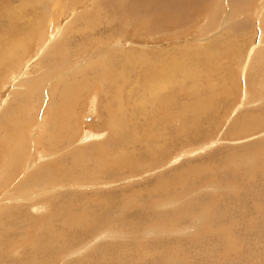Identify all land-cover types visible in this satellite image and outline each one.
<instances>
[{"label": "rangeland", "instance_id": "1", "mask_svg": "<svg viewBox=\"0 0 264 264\" xmlns=\"http://www.w3.org/2000/svg\"><path fill=\"white\" fill-rule=\"evenodd\" d=\"M20 1L21 0H0V12L1 11L5 12L10 7L12 9L18 8L20 5ZM34 1H32V2H34ZM71 1L72 0H67L68 3L66 1L65 2L63 1L62 2V3H64L63 5L66 4L64 6L66 10L64 9V11L61 13L60 16L56 15V16H58L56 22H58V24H63L64 26H62V27L66 28V30L64 31V33H65L64 36L66 38L63 36V38H62L63 40L59 41L58 43H57V41H52L53 45H54V43H57V44H55L56 46H54L52 49H50L47 52L46 57L51 53V51H54V50L57 53V55H54L51 59H49L50 60L49 62L47 60H44V64H43V63H41V60H40L42 57L34 58L35 54H36V46H35L36 42L33 40H30L31 38H33L32 33H30V32H29L30 34L28 33V35H30V36L24 35V36L20 37V39L22 38V39H27V40L29 37V43H30V41H31V43L29 45L27 43L25 44L26 48H28L27 54H25L24 56H20L19 60L22 59L21 62L23 60L26 61V59L29 57V59L27 61V65H29L31 63L29 69L31 68L32 65H36V67L34 68L35 71L33 70V68H32V70H29L28 73H30V74H29L28 78L25 80L19 81V83H22V85H23L22 87L25 86L26 88L28 86H32V87H29L30 90L32 88V90H31V93H33L32 95H29V94H31L29 89L23 90L22 91L23 93L21 92L22 95H18L15 92L16 91L15 88L17 86L16 85L14 86V84L11 80H8V82L6 81L7 78H5V77L7 76L9 71L10 72L14 71L13 67L15 66V63H13V62H12L13 64L10 62L6 63V61H5L6 59H4L5 65H3V67H1V69H0V85H1L0 86V107L2 106V101H3L2 98L7 99L6 97H10L11 95L14 94L15 98L17 100L16 102L11 103L10 107H4L3 106L0 109V120L5 118L6 114L9 113L10 110H13V111L16 110V113L18 114V115L16 114V116H15L18 118V119H16L17 124L15 126L17 129H14L16 131V133H14V135L17 136V138L13 135V139H12L15 141V143H13V141H11V139H9V138L6 139V140L10 141L7 143V145H8L7 147L9 148V145H10V148H9L10 151L9 152H11V158L7 159V157H6L5 161L3 162L4 156H3V154H0V159H2L1 164L3 165L0 169V184H2V183L7 184L6 179H10V182L5 187L6 189L4 188L5 192L4 191L0 192V209H1L0 210V223L3 225L5 223L8 224L9 223L8 218L9 219L11 218L9 216L7 217V215H5L3 213L4 212L3 210L5 209V207L11 208V209L19 208V209L24 210V212L21 211V214H20L21 220L18 219L17 225L14 226L15 228L12 227V230H9V231L6 228L5 229L1 228V230H3V231L0 230L1 231L0 235L3 237L2 241H1V246H0V253H1L0 254V264H29L30 261L32 263V261H35V260H37V262H39V263L35 262L36 264H100V262H103V260L104 261L113 260L116 257V253L121 251L119 249H121L122 247H126L128 249L133 248L132 251H130L131 256L129 255L126 258L128 260H125L126 263L124 262L123 264H128L130 262H131V264H158L161 261L163 262V260L165 261V259H166L165 256H167V258H168V256L172 257V255H170V253H171L170 248H169V250H167L168 248H166V247H170L171 241H174V240H175L174 244H175L176 248L177 249L179 248L180 250L183 249V250H181V253H180L181 264H185L184 263L185 258H187V260H188L186 264H192V258L197 259V258L201 257L202 252H204V253L207 252V251H205L206 245H204V243L208 244V241L210 240L212 242V244H216L218 241L217 239H219V238H220L219 242L220 241L222 242V240H225V241H223L224 242L223 245L219 243L220 253H222V255H224L226 253L230 254L229 255L230 260L229 259H227V261L225 260L223 262V264H229V263L233 262L234 259H235V264H248V261H250V260L252 261V262L250 261L252 264H264V262H263L264 261V256H263L264 255V253H263L264 252V250H263L264 249V243H260V242H264V239H263L264 238V236H263L264 232L262 234V231H264V218H263L264 216H261V214L264 215V168H263L264 167V164H263L264 158H262V157H264V136H262V135H264V120H263L264 119V110H263L264 109V100H263L262 106H261L262 103L254 105L252 107L248 106L250 103L257 102L258 96H261L262 94H264V89H263L264 88V58H263L264 57V46H263L264 45V27L261 26V23H264V14L260 15L261 12L264 11V0H212L213 3L214 2H216V3L213 4L211 2L212 3L211 4L210 2H208L207 5H205L206 7H204V10L202 12L200 11L201 10V8H200L198 10V12L196 13V15L191 14L188 17L189 19L178 24V26H177L178 29L175 27V24H173L171 27V28L174 27V29L169 28L168 30H166L164 32H162L161 29L160 30L153 29L154 32H155V30H156V32L157 31L159 32V33L155 34V35H157V37H154V38L151 37L152 34L150 35V33L146 34L145 32H140L138 40L135 39L138 36V35H136L135 32L128 33L127 37L129 36L128 38L135 39V40H131V42L128 41L129 45L125 46L124 48H122L123 45H122V47H120V45H121V43H124L125 41L120 42L119 46H114L112 43H110V42L116 41V39L118 38V35H119V33H117V32H119L120 28H115V24L117 22L114 21V19L112 17H111V19L109 18L110 21L108 20L107 22L100 19L99 16L103 15L102 9L104 8L101 5L104 3L100 4V8L97 5L96 6H94L93 4L90 5L91 10H89V12H94V15H96V16H94L92 14H87L84 12L83 4H81L77 7L75 6L76 9L74 10L73 7L71 6ZM98 1L99 0H97V2ZM112 2H113V4H115L116 2H117L116 4H118L119 0H114ZM72 4H74L73 1H72ZM180 4L182 5L181 8H179L181 6ZM180 4L179 3L174 4L175 7L180 10V11L179 10L176 11V14L178 16L180 13L184 12L185 9H187V10L189 9V6L182 3V1ZM216 4H218L217 5L218 7L215 8ZM16 5H18V6H16ZM22 9H24V8H22ZM181 9H183V10H181ZM260 9H262L263 11ZM190 10H191V12H194L191 8H190ZM205 10H207V11H205ZM216 12H217V14H216ZM50 13L51 12H49V15H50ZM72 14H73V16H72ZM176 14H174V16L171 15V20L173 18L177 17ZM200 15H201V17H200ZM229 17H231V19ZM257 17L259 19H261L260 22L258 21ZM227 18H229V19H227ZM86 19H87V21H86ZM205 19H207V20H205ZM142 20H143V23L148 24V22H147L148 21V15L145 16ZM21 21L24 22L25 19H23ZM85 21L87 23H85ZM2 22H6V20H3ZM195 22H196V25H195ZM250 23H252V24H250ZM3 24H5V23H3ZM20 24H22V23H20ZM236 24L240 28H243V29L245 28L244 29L245 31L241 30L237 33V31L234 28V25H236ZM248 24H250V25H248ZM8 25H4L5 28H9ZM187 26L189 28H186ZM80 27H82V28H80ZM78 28H79V30H78ZM174 30H176V31H174ZM47 31H48V29H47ZM0 32L5 37L9 38V36L6 35V33H4L3 31H0ZM48 33H49V31L47 32V43L44 44V47L51 44V40L49 39ZM53 33H55V32H53ZM53 33H49V34H53ZM120 33L122 34V30H120ZM225 34H226L227 38H225ZM31 35H32V37H31ZM134 35H136V36H134ZM242 35H243V37H241ZM132 36H133V38H132ZM222 37H224V38L222 39ZM67 38L69 39V41H65V40H68ZM204 38H206L207 40L202 41V39H204ZM258 38H259V40H258ZM245 39H247V40H245ZM17 40H19V39H17ZM250 40H251V43H250ZM121 41H123V40H121ZM243 41H245V42H243ZM66 43H68V44H66ZM84 43L87 47H89L91 49L86 53V57H83V60L87 58L88 54L92 53V55H93L92 59H94L95 62H94V64L89 65L88 62H91L92 59L88 58V61L85 63V66H84V65H80L82 63V61H80V63H79L80 68H78V66H77L78 69H76V71L74 73H71V72L69 73L68 71H71L72 69L74 70L75 65H74L73 59L79 58L77 56L80 54L79 50L82 49ZM261 43L263 44L262 46L259 45ZM134 45H138L139 47L134 46ZM214 45H216L218 49H216ZM79 46H81V47L79 48ZM199 46H204V48L199 47ZM210 46H214V48L212 49V47H210ZM255 46H257V47H255ZM7 47L8 48H6L5 50L0 49V53H5V51H7L9 49V45ZM74 47L78 48V49L75 48L77 53L75 51H72V50H74ZM98 47H100V48H98ZM208 47H210V48H208ZM70 48H71V51L69 50ZM95 50H97V51H95ZM135 50L143 51L144 53L146 52L147 54H150V53L151 54H158V56L161 54L164 57H167L169 59H171L172 56H178L179 57V55L181 54L180 51H184V50H185L184 52L187 55L195 56L194 53H192V52H195V50L196 51L200 50L198 53L202 52V53H204L203 55H205V56L209 55L207 58L208 60H210L209 62L204 61V59H200V61L197 62L196 66L191 65L190 68H188L189 69L188 73H192L193 68H195L197 71H201V77L200 78H202L203 81H204V79H206L205 83L207 82V84H209V86L212 87V91H213V87L214 86L216 87L215 88L216 90H214L213 92L210 91V93L212 92L211 94H209L210 88L207 89L204 97H201V99H200V103L202 105H203L202 100L204 98H205L204 105H207L208 103H209V105H211V112H209L199 122H195L194 120H192V117H190V116L186 117L185 120L180 119L178 116H179V112H181V111L177 112L178 107H176V112H173L174 115L172 118L173 129H170L168 131H164V130H167L166 127L163 128V126H165L167 124V121H165V119H161V120H159L160 122L159 121L157 122L158 125H161L160 129H159L158 125H157L158 127L152 128L153 133H155L152 135V129H150L148 126H145V125L143 126L142 118H139V117L133 118V117L129 116L130 112L127 109H130V108L141 109L140 104H139V102H140L139 100H142L143 98L146 99V97L148 96L147 93L141 94V93H143V91L145 89L142 90L141 88L139 89V87H135V85L139 86V84L137 85V84L133 83V81H132L133 78H132L131 80H129V82H126L128 80L124 81L125 83L120 82V83H122L121 85H123L121 87H124L126 84L128 85L129 83L132 82L131 86H125L124 89H122V90L128 91L129 89L133 88L134 89L133 94H135V95L137 94L140 96L137 97L135 99V101L131 100L129 102V100H125L126 91H124L125 94L122 97L123 98L122 100H124V102L126 103V106L122 110H119L120 105L118 103H116V105H115L117 107H115L113 105V107H115V109H118L120 111V116L117 117L116 119L112 120V118L110 117L111 114L108 113L109 112L108 108H106V106H104V102H103L104 94L102 95V92L104 93V90H103V88L101 89V87H103V85L101 84L100 79L97 76H95L96 75L95 72H97L96 70H99L98 61H101V60L105 61L106 57H109V56L111 57V56H113V54H114V56L116 54H119L118 56H121L122 52L126 53L128 51H135ZM143 52H141V53L144 54ZM251 52H252V56L249 58V53H251ZM254 52H255V54H254ZM94 53H97V54L99 53L100 55L96 56ZM167 53L169 56L167 55ZM186 54L184 56H186ZM219 54H220V56H219ZM0 55H2V54H0ZM125 56H127V58H132V55H125ZM143 56H145V55H143ZM180 56L181 57H179V59L182 58V55H180ZM70 57H72V59H70ZM225 57H226V61L224 59ZM118 58L120 59L121 57H117L115 60H117ZM254 58H255V60H254ZM215 59L218 61H216ZM246 59H248L249 62L246 61ZM201 60H202V62H201ZM68 62H69V64L71 63V65H74V66H72V67L69 66ZM179 62H180V60H179ZM191 62H193V61L191 60ZM221 62L223 63V65L220 64ZM244 62L247 66L245 64H243ZM47 63H49V64H47ZM64 63L65 64L67 63V66ZM200 63H202V64H200ZM219 64L222 66H220ZM226 64H228V65L226 66ZM37 65H39L41 67H38ZM25 66L26 65H24L23 68H25ZM54 66H55V68H54ZM204 68L207 71V74H206ZM237 68H239V69H237ZM242 68L244 69L243 73H240V70ZM62 69H64L65 72ZM79 69H81V70H79ZM143 69H144L145 73L143 72ZM146 69L147 68H145V67H142V69L139 68L138 71L141 72L140 70H142V72L144 74L140 73L141 78L139 80H137L138 82L141 80L140 82H144L145 85L149 84V82H147L148 80L146 78H144V76L148 73V70H146ZM246 69H250V71L247 70V72H246ZM58 70H60V73L57 72ZM66 70L68 73L66 72ZM53 71H56V73L59 75H56L55 72L53 73ZM80 71L85 72L83 74H85V76H86V81H87L86 83L82 82L81 80L78 79L80 77L79 75L81 74ZM76 72L77 73L79 72L78 77H76V74H77ZM65 73L68 74V75L66 74L65 77L70 76V78H71V79L69 78L70 82H75L73 84V86L70 87L69 92L74 93V89L76 88V86L83 88L84 84L86 86V89L88 90V91L86 90L87 96L83 100V102L80 104V106H78L79 108L77 107V108H75L76 110L74 109V111H77V112H74V111L72 112L71 122H73V123L70 124L71 130H73L71 133L72 136L66 135L65 132H63L64 128L66 127V124L63 122L61 125L60 124L61 118L58 115H56V112H58V113L62 112V106H61L62 91L57 90L58 92L55 93V95L52 97L49 94H47L45 97H43V99H42V97H40L41 99L37 98V92L35 93V89L41 85V82H43V80H46L48 82L47 86H44V89H45V88H48V86L50 85L49 81L51 79L53 80L55 78V76L56 77L60 76L59 79L61 80L62 74H65ZM46 75L47 76L50 75L49 76L50 79L48 77H46ZM142 75H143V78H142ZM93 76H95V77H93ZM261 76L263 78V81L261 79ZM44 77L46 79H44ZM176 77L180 78V74L177 73L175 75V80H173L171 82L172 86L166 87V90L168 89V91L165 90V93H167V94H165L166 96L165 95H162V96H165V98H166L168 96L170 97L171 96L170 94H172V96L174 97L173 99L175 101L178 100L177 103H180L181 101L182 102H188L190 99L189 98V96H190L189 94L191 92L190 88L193 84H192V82L188 81V82L184 83L185 87H183V89L177 90V88L180 86V79H177ZM212 79H214V80L220 79V80L219 81H213L214 82L213 83L214 86H213L212 81H211ZM36 82L39 83V85L36 84ZM89 82L91 85L89 84ZM34 85L36 87H34ZM58 86H59V83H58ZM188 86H190V87L188 88ZM258 86H259V88H258ZM61 87H62V84L58 88H61ZM146 91L147 90H145L144 92H146ZM174 91H175L174 95L177 94L175 96L173 95ZM12 92H14V93H12ZM82 92H83V89H82ZM179 92H180V94H178ZM24 93H25V95H24ZM27 93H28V95H27ZM6 94H7V96H6ZM207 94H208V96H211V95L212 96L208 97ZM94 96H95V98H94ZM247 97H248V99H247ZM33 99H35V100H33ZM37 99H38V101H37ZM21 100H24V102L23 101L21 102ZM25 100H27V101H25ZM93 100H94V107H95L93 111H95V113H94V115H89V112L86 113V110H87V108L88 109L90 108L91 102ZM18 101H20V102H18ZM41 101H43V102L41 103ZM54 102H56L57 105L59 104L58 107H59L60 111L59 110L55 111L53 109L54 114H52L53 116H50L48 114V110L54 108V105H53ZM37 104L38 105L43 104V106L40 105L42 107H39V106H37ZM112 104H115V103H112ZM34 106L36 109L34 108ZM44 108L46 109V111ZM146 108L149 109L148 112L151 109L150 105H147ZM255 110H256V112L254 113ZM5 111H7L6 114H4ZM257 112H259V113H257ZM107 113H108V115H107ZM149 113H151V112H149ZM247 113H249V114L251 113L250 114L251 116H250V119L248 120L249 123L247 121H246V123L243 122V125L246 128L245 129L243 126V128L245 130V135L238 138L234 134L235 129L238 126L235 127V126H233V124L235 122L237 123V121L242 119V117ZM54 115L56 117H54ZM73 115H75V116H73ZM42 116H46L44 118V120L47 123L46 126H45V124L43 125L40 122V117H42ZM122 116H124V117H122ZM261 116H263V117L261 118ZM53 117H54V120L53 119L51 120L50 118H53ZM56 118H57V120H56ZM38 119H39V121H38ZM257 119H259L261 121H259L255 125V121ZM139 120H140V122H139ZM164 122H166V123L164 124ZM212 123H213V125H212ZM252 124L255 125V128L253 127ZM42 125L44 126V128ZM50 125H52V126H50ZM102 125H104V126H102ZM138 125H139L140 129L137 128ZM180 125H182L181 126L182 131H181V129H178V128H180ZM110 126H111V128H110ZM20 127H21V129H19ZM144 127H145V129H144ZM189 127H190V129H189ZM199 127H200V129H199ZM210 128H212V129H210ZM227 128L229 130H227ZM146 129L147 130L150 129V131H147L148 132L147 133ZM14 130L12 132H15ZM116 130H118V131H116ZM154 130H156V131L154 132ZM160 130H162V131H160ZM115 131L119 132V135L122 137V141H124V139H125V141L127 140L126 142L129 141L131 143L130 144L131 147H130V149H128L129 151L126 149V153L128 152V154H130L133 147L135 149H137V151H140V149L142 148L141 156L146 155V153H144L143 151H145V150L147 151L148 147H149V150L150 149L154 150V147L155 148L161 147V148H164L165 151L167 150L166 152H169V153H168V155H164V156H159L157 153L155 155L157 157V159H156L157 161H151L150 157H148V159L145 157L141 158L139 156L140 153L139 152L137 153V151H136L135 153L132 154L134 156L133 160L134 159H135V161L140 160L141 163H139L140 162L139 161V162H136V164H138L139 166L144 165V166H140V168L143 167V169H140V171H138V172H132V173H131V171H125V170L119 171L118 174L111 175L112 176L111 178H107L106 180L105 179H101V180L99 179V181H102L100 183L98 180L94 181L95 183H92L93 181L91 182V178H89L90 180L89 179L86 180L84 177H81V175H83V173H85L86 171L84 169L82 171H85V172H82L79 170L78 167L75 171V175L77 177H74V176L72 177L78 183H76V182L72 183V181H70V179H64L63 175L65 173V167H67V166H68V168L70 167V163H71L70 158L73 155L72 153H74L76 150H77V155H80L79 165L83 162H85L83 164H86V161H87V164H86L87 168L86 169L88 171L91 167L95 166L96 164H97V166H99L98 163H100L102 161L104 162V164H107L108 161H109L108 164L116 163L115 160H112V159L106 158V157L100 158L102 161H100V159L94 158L95 157V151L98 150L97 148H99V147L106 148L107 152H108L107 154L111 156V154H112V153H110V150L112 149L111 148V141H112L111 139L115 138L114 137ZM158 131H160V133ZM169 131H170V135H173V134L176 135L175 133H177L178 131L179 132L181 131V133L183 132L182 134H185L188 136H194V134L196 135L197 132L199 131V132H201V136L198 137L196 135L194 137L195 139L193 138L190 142H187L188 144H186V146H184L181 143L182 146H184V147H182L181 144H177V146H175L173 142H175L176 139L173 136H169L170 138L165 137L166 139L164 137H162L165 139L166 142L169 141V143H166V142L163 143L164 140L161 139V142L158 143V145L159 144L160 145L162 144V145L161 146L159 145V147L156 144V146H152V148H153L152 149V148H150V146H151L150 144H148L149 146L147 145L146 140L150 139L152 136H154V137L163 136V135L169 134ZM161 132H162V134L164 132H167V133L166 134L164 133L162 135ZM18 133H20V134H18ZM21 133L23 134V136ZM85 133L87 135L89 134L90 136L92 135L93 139H95L99 136L101 138L98 141L85 143V144H83L84 142L82 144L78 142V146L76 147V149L71 151L67 156L63 157V158L66 157L68 164H67L66 160L64 159L63 161L66 165L61 164V162L63 163V161H61L60 162L61 165L58 169L57 166H58L59 162H58V160L56 161L55 165H56V167L58 169L57 171L59 173L56 176L52 175L48 180L49 182L47 181V177H45L46 175H44V178H45L44 182H29V185L27 187L26 186L22 187L23 191L26 190L25 192H27V191H32V190L36 191V186H33L35 183H41L40 184L41 187L38 186L37 190L39 188H42L43 185H46V184H48V185H46L47 187L49 185H55L51 189L50 188L46 189L48 192H50L51 195L50 194L45 195L42 198V199H44L46 197L45 201L38 200L35 203H32V206L34 205L33 208L35 210L34 211L35 213L34 212L26 213V209L32 208L31 205H30L31 207L28 206L29 203H27V199H26L27 196L26 195H23V197L19 196L18 198L5 197L7 192L8 193L10 192V188H11V190L15 189V186L17 185V183L22 181V179L24 178L22 176H25L24 175L25 173L30 175V173L32 172L33 174L36 175L37 173L40 172V171H38V169L42 168L41 166H44V165L47 166V165L53 163V162L49 161L51 159H47L45 157H50L54 153H57V152L59 153V151H61L68 143H71L75 140H80L84 136ZM156 133L158 135H156ZM248 133H250V134H248ZM128 134H129V136H128ZM231 136H235V137H231ZM20 137H22V138H20ZM48 139H50L49 142H48ZM60 139L63 140L61 142V144L59 142ZM18 141H20L19 145L17 144ZM137 142H139V143H137ZM140 142H141V144H140ZM142 142H143V144H142ZM179 142H177V143H179ZM40 145H41V147H40ZM49 145L51 146V148H53V150L51 148H49L50 147ZM11 146H12V148H11ZM14 146H16V147H14ZM146 146H148V147H146ZM165 146H167V148H165ZM170 146H172V147L170 148ZM1 147H3V145H1L0 148ZM37 147H38V149H37ZM55 148L56 149L58 148V149L54 150ZM143 148L145 150H143ZM172 148H173V150H172ZM89 149L93 150V151L91 152ZM13 150H14V152H12ZM22 150L23 151L25 150V151L23 152ZM36 150H38V152L43 151L44 157L43 156L31 157L34 155L32 153H34ZM178 152L180 154H184V155H180ZM181 152H183V153H181ZM13 153H16V154H13ZM92 153H93V155H92ZM115 153L117 154L118 152H115ZM126 153H124L125 156H124L123 160H125V158H127L125 160V162H128L129 157ZM253 154H254V156L256 154H257V156H259V163L257 165H255V163L250 162L251 159L253 158ZM88 155H89V158H88ZM112 155H113L112 157H114V154H112ZM261 155H263V156H261ZM135 156H139V157L136 158ZM177 158H179V159H177ZM228 158H229V160H228ZM84 159H85V161H83ZM88 159L91 161V164H90V161ZM144 159H146V160L150 159L149 160L150 162H148V161L146 162V160L142 161ZM222 159H224V160H222ZM11 160H12V163L10 165H8L7 161L9 162ZM104 160H106L107 163ZM219 161H220V163H219ZM123 162L124 161H122L121 163H123ZM144 162H146L147 164ZM223 162L224 163L227 162L226 165ZM260 163L262 166L260 165ZM40 164H41V166H40ZM88 165L90 166L89 168H88ZM34 166L35 167L40 166V167L39 168L36 167L37 168L36 169ZM52 166H54V165H52ZM97 166H95V167H97ZM146 166L151 168V169L148 170L149 168H147ZM203 166H206V167L202 168ZM216 166L217 167L219 166V167L217 168ZM253 166L256 168H253ZM30 167H32V168H30ZM183 167H185V168H183ZM222 167H224L225 170L222 169ZM21 168H24V170ZM50 168H51L50 172L54 170V167L50 166L48 169H50ZM209 168H210V170H209ZM31 169H32V171H31ZM196 169L200 170L199 172L197 170V173H200L202 177H200L198 174H196V172L193 173ZM96 170H98V169H96ZM23 171H26V172H23ZM57 171L55 170L56 173H57ZM181 172L186 173L185 174L186 176H184V175L182 176L183 178H185L184 180H186L187 174L188 173L190 174V176L187 177L186 183L184 181H182L183 178H181V180H180V173ZM5 173L8 176H4V175H6ZM32 173H31V175H33ZM103 173L104 172L99 173V170H98V172H96V171L94 172V174H98L96 177L102 176ZM133 173H135V174H133ZM191 173L195 176V179L197 181L195 179H190V177H192ZM169 174L171 177L167 176ZM202 174H204V175H202ZM253 174H255V175H253ZM252 175H253V177H251ZM157 178L165 179L164 181H167V182L170 181L171 178L172 179L174 178L172 181L175 180V182H173L174 184L172 183V185H171L172 186L171 187L172 192H170V195L164 194L161 196V192H156L161 197H159L157 194H155L154 196L151 195L152 197L150 195H149L150 197L148 196L147 190H151L152 188L155 187L153 185V182L156 183V186L158 183H159V185L162 184V183L157 181ZM188 179L190 180L189 182H188ZM79 180H81V181H79ZM177 180L182 181V182H178ZM14 182H15V184H14ZM176 182H178L179 184ZM183 182L185 184H183ZM191 182H192V184H191ZM177 184H178V187H177ZM10 185H12V186H10ZM72 185L74 187H72ZM179 185L181 187H179ZM208 185H209V187H208ZM183 186H184V188H183ZM187 186H189V188ZM8 187H9V190H8ZM174 187H175V189H174ZM186 188H188V189H186ZM16 190L20 191V189H16ZM46 190H42L41 195L43 192L46 193L47 192ZM138 190L142 191V192H140V196H139V194H136V193H139ZM175 190H179V191H175ZM181 191L184 193V196H185V197L182 196L183 198L178 197L175 194L177 192H178V194H183ZM179 192H181V193H179ZM74 193H78L79 197H81V198L75 197V195H73ZM18 194H19V192H18ZM94 194L96 196L98 195L97 199H100L99 195L110 194V195H107V197H108V200L114 202V203L111 202L112 203V206H111L112 209H111V211L107 212V215H104L105 217H102V215H100V214H96L95 218H93L94 220L88 221V223H90V222L92 223L91 224L92 225L91 231H90V229L87 230L84 228H82V229L78 228L76 233H79L78 238L80 240L77 241V239L75 240L73 237L76 233L72 234V233H69V231L71 230L70 232H74V230L76 229L75 228L76 226L81 227L82 225L79 224L80 222L77 223L78 222L77 219H76L77 221H74L73 217L74 216L77 217V216L81 215V212H82L81 211V209H82L81 205L82 204L83 205L85 204V206L87 207V206L91 205L94 200H96V199H93V200H90L86 203V202L82 201V197H84V196H86V198H91V196L95 197ZM155 197L159 198L160 200L155 198ZM136 198H138V202H137ZM152 198H153V200H152ZM72 199L74 200V203L72 202L73 201ZM172 200H173V202H172ZM253 200L255 201V203L257 202V204L253 203ZM46 201L47 202L50 201V205H51L53 210L57 209L56 207L59 208V207L63 206L64 204H66L68 206L72 205L73 208L71 209V217H70V219L67 218L66 212H62V214L63 213L64 214L63 215L61 214L62 216L60 215V219L57 216H53L54 218L52 219V215H54L55 213H53V214L51 213L52 215L49 214L51 217V220L49 218L45 219L44 220L45 224L43 223L42 228H40V229H43V231H41L42 233L40 234L37 232V235H36V230H33V229L31 230L30 226L27 227V224H25V225L23 224L24 220H25L24 218L26 215H32L35 218H37L36 219L37 222L40 221L41 218L39 219L38 216H41L42 212L44 211L43 207H44V204L47 203ZM251 201H252V203H251ZM166 202H168V203H166ZM111 203H110V205H111ZM204 203H205V205H204ZM258 203L263 206V207L260 206L261 207L260 210H259V208L258 209L256 208V207H258ZM42 204H43V206H42ZM207 204H208V206H206ZM166 206H168V207H166ZM188 206H189V209H188ZM27 207H29V208H27ZM237 207H239L237 209L238 211L240 208L243 209V210L240 209V211H242L241 215H239L240 211L238 212L236 210ZM252 207L254 209H252ZM207 208H209V210ZM232 208L236 210V212H237L236 214H238V215L234 214L235 212L233 211ZM64 209L65 208H63L62 211ZM204 209H205V212L208 211V213H205V215L201 216L202 218H200V220L204 219V220H201V222H203V223H201L199 220H198V222L197 221L194 222L195 221L194 217L197 214L198 215L203 214ZM186 210H187L188 214L184 216L183 214L186 213ZM222 210L226 211V212L228 211V213H229L228 215H231V216H229V218H226V219L224 218L225 220L223 218H221V216L219 217V214ZM249 210H250V212H249ZM257 210H259V211H257ZM245 211L249 212V214L246 213ZM157 212H159L160 214ZM174 214H175V217H176V215H178V217L174 218ZM181 214L184 217H182ZM206 214H207V216H206ZM245 214H247V215L245 216ZM13 215H17V213L13 212V214L11 216H13ZM147 215H148V217H147ZM257 215H259V216H257ZM240 216H242V217H240ZM1 217H2V219H1ZM180 217H182L184 219H182ZM257 217H258V219H257ZM260 218H261V220H260ZM7 220H8V222H7ZM66 220H68V221H66ZM237 220H239V223L236 224V222H238ZM255 220H256V222H255ZM96 221L98 222V224L94 223ZM50 222L52 223L51 224L52 228L51 227H50L51 229L48 228V231H47L46 228L48 226H50ZM64 222H68L70 224V227L74 226V228L69 227L70 229L67 230L66 224ZM134 222H136L137 224ZM150 222H151V225H150ZM69 224H67V225H69ZM152 224L155 226L157 225L159 227V228H157V226H156V228L158 230H156L155 226H152ZM22 225H23V228H21ZM206 225H207V227H206ZM231 225H233L232 228L230 227ZM253 225H254V227H253ZM256 225H257V227H256ZM0 226H2V225H0ZM45 226H47V227H45ZM62 226H64L65 228ZM124 226H125V230H124ZM151 226H152V228H149ZM131 227H133V229ZM161 227L164 228V231H162L163 228H161ZM228 227H230V229H229L230 237L228 236L229 235ZM255 228H258V229H255ZM52 229H54V230L52 231ZM62 229L64 231L66 229L68 232L67 231L65 233L61 232V231H63ZM105 229H106V231H104ZM153 229L155 230V232ZM253 229L256 231H254ZM133 230H135V231L132 232ZM138 230H141L142 234L140 231H139L140 233L139 232L137 233ZM147 230L150 231V233H149L150 235H148V236L145 235ZM207 230H208V232L206 233ZM54 231H55V235H56L55 238L58 236L56 239V242L52 238H51L52 240L44 241L45 238L43 236L45 234L53 233ZM107 231H108V233H107ZM211 231H212V233H211ZM238 231H241V232H238ZM152 232L154 235L153 234L151 235ZM237 232H238V234H237ZM135 233H136V235H135ZM231 233H232V236H231ZM118 234H122V235H118ZM203 234L211 235L214 238L209 236V238H208L209 240L206 239L204 242H202L205 239L203 237L204 236ZM41 235H43V236L40 238ZM50 235H52V234H50ZM196 235L198 237H196ZM61 236H63V237H61ZM64 236H68V239L65 240V244H64L65 246L62 245V241L64 240L63 239ZM138 236H140V237H138ZM201 236H202V238H201ZM217 236H218V238H217ZM59 237H60V239H59ZM254 237L256 238V240L254 239ZM180 238H181V240H180ZM198 238H199V240H198ZM231 238L236 243L238 241V243L237 244L232 243ZM156 239H157V243L155 242ZM71 240H72V242H71ZM153 240H154V242H153ZM165 240H167V241H165ZM213 241H214V243H213ZM9 242L10 243L12 242L14 244H12V243L10 244ZM30 242L31 243L34 242L35 244H33V246H32ZM195 242L198 244L200 242H202V244H203L202 246H203L204 250L197 249L194 245ZM79 244H82V245H79ZM185 244L186 245L188 244L187 247ZM257 244H259V245H257ZM9 245H11V246H9ZM136 245H137V248H134V246H136ZM220 245H221V247H220ZM261 245H262V247H261ZM62 246H63V248H62ZM81 246H83V247H81ZM222 246H224V248H222ZM241 246H242V248L240 250ZM250 246L253 248H256V251H254ZM14 247L16 248V250L11 249ZM141 247H142V249H141ZM161 247H163V248H161ZM236 247H237V249H236ZM138 248H140V249H138ZM194 248H195V250H194ZM232 248H235V250H232ZM163 249H164V252H163ZM228 249H229V251H228ZM258 249H259L260 253L258 252ZM46 250H48V251H46ZM136 250H138V251H136ZM143 250L145 252H147V254H149L148 257H147V254L145 252H144V254H142ZM5 251H8V252H5ZM64 251L67 254H65ZM148 251H149V253H148ZM185 251H187L189 253H187ZM111 252H113L112 255L110 257H108L111 254ZM136 252H137V254H136ZM151 252L152 253L154 252V253L152 254ZM164 253L167 255H165ZM204 253H202V254H204ZM91 254H92V256H91ZM187 254H189V255H187ZM250 254H252V256H253L251 259L249 258ZM136 255H137V257H136ZM145 255H146V257H145ZM152 255L154 258L152 257ZM159 255H160V258H159ZM162 255H165V256H162ZM222 255L219 254L217 259L220 260L222 258ZM149 257L150 258L152 257V259H150ZM234 257H236V258H234ZM158 258H159V260H158ZM162 258H163V260H161ZM11 260H13V261H11ZM132 260H135V261H132ZM132 262H134V263H132ZM161 263H159V264H161Z\"/></svg>", "mask_w": 264, "mask_h": 264}, {"label": "bare ground", "instance_id": "2", "mask_svg": "<svg viewBox=\"0 0 264 264\" xmlns=\"http://www.w3.org/2000/svg\"><path fill=\"white\" fill-rule=\"evenodd\" d=\"M32 1H34V0H21L20 1V5H19V7L18 8H16V9H12L11 7L8 9V10H6L5 12H0V31H3L4 33H6V35H8L9 36V38L8 37H5L3 34H1V32H0V49H2V50H5L6 48H8L7 46L9 45V49L7 50V51H5V53H0V54H2V55H0V69H1V67H3V65H5V61H6V63L7 62H10V63H15V66L13 67L14 68V71L13 72H8V74H7V76L5 77V78H7L6 79V81L8 82V80H11L12 82H13V84H14V86L16 85L17 87L15 88V92L18 94V95H22L21 94V92L23 91V90H27V89H29V87H32V86H28L27 88L24 86V87H22L23 85H22V83H19V81H21V80H25V79H27L28 78V76H29V74L30 73H28V71L29 70H32V68H33V70H34V68L36 67V65H32L31 66V68L29 69V67H30V65H31V63L29 64V65H27V61H28V59H29V57L26 59V61L25 60H23L22 62H21V60H19L20 59V56H24L25 54H27V50H28V48H26V46H25V44L27 43L28 45L31 43V41H30V43H29V37H28V40L27 39H20V37H22V36H24V35H26V36H30V35H28V33L30 32V33H32V35H33V38H31L30 40H33V41H35L36 43H35V46H36V54H35V57L34 58H37V57H42L40 60H41V63H43L44 64V60H47L48 62L50 61L49 59H51L54 55H57V53L55 52V50L54 51H51V53L46 57V54H47V52L50 50V49H52L54 46H56L55 44H57L59 41H61V40H63L62 38H63V36L65 35V33H64V31L66 30V28H64V27H62V26H64L63 24H58V22H56L57 21V18H58V16H56V15H61V13L64 11V9H65V5H63L64 3H62L63 1L65 2H67V0H35L34 2H32ZM72 1L74 2V4H72ZM71 1V6L73 7V9L75 10L76 9V7L77 6H79V5H81V4H83V9H84V12L85 13H87V14H92V15H94V12H89V10H91L90 9V5L91 4H93L94 6H98L99 8H100V4H102V3H104V4H102L101 6L102 7H104L102 10V16H99L100 17V19L101 20H104V21H108L109 20V18L111 19V17L114 19V21H116L117 23L115 24V28H120L119 29V32H117V33H119V35H118V38L116 39V41L114 42H110V43H112L114 46H119L120 44V42H124V43H121V45H120V47H122V45H123V47L122 48H124L125 46H128L129 45V43H128V41L129 42H131V40H135V39H137L138 40V37H139V35H140V32H145L146 34L147 33H150V35H151V37L152 38H154V37H157V35H155V34H157V33H159L158 31L156 32V30H162V32H164V31H166V30H168L169 28H171L172 27V25L173 24H175V27L177 28V26H178V24H180V23H182V22H184V21H186L187 19H189L188 17L191 15V14H195L196 15V13L198 12V10L201 8V12L204 10V7H206L205 5H207V3L208 2H212L213 3V1L212 0H119V3L118 4H113V2L112 1H114V0H99L98 2H97V0H72ZM181 1H182V3H184V4H186V5H188L189 6V9L187 10V9H185V11L184 12H182V13H180L179 14V16L176 14V11L177 10H179V9H177L176 7H175V5L174 4H177V3H181ZM70 2V1H69ZM68 3V2H67ZM206 3V4H205ZM211 3V4H212ZM216 2H214L213 4H215ZM183 4V5H184ZM181 5V4H180ZM209 5V4H208ZM218 4H216V6H215V8L216 7H218L217 6ZM230 5V4H229ZM16 6H18V5H16ZM76 6V7H75ZM212 6V5H211ZM67 7V6H66ZM182 7V5L179 7V8H181ZM223 7V6H222ZM15 8V7H14ZM22 8H24V9H22ZM184 8V7H183ZM187 8V7H186ZM190 8L195 12H191V10H190ZM234 8V7H233ZM27 11H26V10ZM69 9V8H68ZM93 9V8H92ZM206 9V8H205ZM208 9V8H207ZM212 9V8H211ZM66 10V9H65ZM82 10V9H81ZM181 10H183V9H181ZM187 10V11H186ZM260 10H262V9H260ZM180 11V10H179ZM205 11H207V10H205ZM209 11V10H208ZM214 11V10H213ZM258 11V10H257ZM263 11V10H262ZM49 12H51L50 13V15H49ZM205 13V12H204ZM120 14V15H119ZM174 14H176L177 15V17H175V18H173L172 20H171V15L172 16H174ZM199 14V13H198ZM207 14V13H206ZM216 14H217V12H216ZM255 14V13H254ZM262 14H264V11L263 12H261V14L260 15H262ZM148 15V24H145V23H143V18L145 17V16H147ZM230 15V14H229ZM258 15V14H257ZM72 16H73V14H72ZM94 16H96V15H94ZM200 17H201V15H200ZM199 17V18H200ZM29 18V19H28ZM230 19H231V17H229ZM229 18H227V19H229ZM251 18V17H250ZM258 18V17H257ZM23 19H25V21L24 22H22L21 20H23ZM248 19V18H247ZM3 20H6V22H2ZM100 20V21H101ZM205 20H207V19H205ZM86 21H87V19H86ZM85 21V23H87ZM110 21V20H109ZM191 21V20H190ZM202 21V20H201ZM258 21L260 22L261 21V19H259L258 18ZM3 23H5V24H3ZM20 23H22V24H20ZM66 23V22H65ZM188 23V22H187ZM9 24V25H8ZM104 24V23H103ZM108 24V23H107ZM192 24V23H191ZM244 24V23H243ZM250 24H252V23H250ZM250 24H248V25H250ZM4 25H8L9 26V28H5V26ZM195 25H196V22H195ZM91 26V25H90ZM109 26V25H108ZM133 26V27H132ZM225 26V25H224ZM245 26V25H244ZM261 26L262 27H264V23H261ZM222 27V26H221ZM80 28H82V27H80ZM186 28H189L188 26L186 27ZM198 28V27H197ZM234 28H235V30L237 31V33L239 32V31H241V30H243V31H245L243 28H240V27H238L237 26V24L236 25H234ZM47 29H48V31H49V33H53V32H55V33H53V34H49L48 33V36H49V39L51 40V44H49L48 46H46V47H44V44L45 43H47ZM153 29H156L155 30V32H154V30ZM171 29H174V27L173 28H171ZM178 29V28H177ZM78 30H79V28H78ZM77 30V31H78ZM120 30H122V34L120 33ZM76 31V30H75ZM98 31V30H97ZM100 31V30H99ZM131 31V32H130ZM174 31H176V30H174ZM74 32V31H73ZM133 32H135L136 33V35H138L137 36V38H135V39H131V38H128L127 37V34L128 33H133ZM185 32V31H184ZM196 32V31H195ZM226 32V31H225ZM29 33V34H30ZM72 33V32H71ZM97 33V32H96ZM116 33V34H117ZM177 33V32H176ZM245 33V32H244ZM231 34V33H230ZM32 35H31V37H32ZM136 35H134V36H136ZM201 35V34H200ZM228 35V34H227ZM238 36V35H237ZM245 36V35H244ZM65 37V36H64ZM87 37V36H86ZM232 37V36H231ZM241 37H243V35L241 36ZM262 37V36H261ZM27 38V37H26ZM66 38V37H65ZM71 38V37H70ZM132 38H133V36H132ZM144 38V37H143ZM224 37H222V39H223ZM225 38H227V36H226V34H225ZM252 38V37H251ZM250 38V39H251ZM17 39H19V40H17ZM68 39V38H67ZM72 39V38H71ZM197 39V38H196ZM233 39V38H232ZM235 39V38H234ZM87 40V39H86ZM121 40H123V41H121ZM205 40H207L206 38H204V39H202V41H205ZM245 40H247V39H245ZM258 40H259V38H258ZM52 41H57V43H54V45H53V43H52ZM65 41H69V39L68 40H65ZM74 42V41H73ZM228 42V41H227ZM243 42H245V41H243ZM70 43V42H69ZM250 43H251V40H250ZM256 43V42H255ZM66 44H68V43H66ZM77 44V43H76ZM91 44V43H90ZM126 44V45H125ZM132 44V43H131ZM130 44V45H131ZM203 44V43H202ZM221 44V43H220ZM244 44V43H243ZM84 45H85V43H84ZM83 45V47H82V49H80L79 51V55L77 56V57H79L78 59H76V58H74L73 59V61H74V65H75V68H74V70L72 69H70L71 71H68L69 73L71 72V73H74L75 71H76V69H78V68H80V65H84L85 66V63L88 61V58H91L92 59V53H90V54H88V56H87V58L86 59H84L83 60V57H86V53L91 49V48H89V47H87L86 45L84 46ZM229 45V44H228ZM258 45V44H257ZM259 45H263L262 43L261 44H259ZM134 46H137V47H139L138 45H134ZM215 46V48L216 49H218L217 48V46L216 45H214ZM214 46H210V47H212V49L214 48ZM230 46V45H229ZM264 46V45H263ZM81 46H79V48H80ZM103 47V46H102ZM141 47V46H140ZM199 47H202V48H204V46H199ZM210 47H208V48H210ZM219 47V46H218ZM231 47V46H230ZM255 47H257V46H255ZM76 47H74V50H72V51H75L76 52V49H78V48H76ZM98 48H100V47H98ZM97 48V49H98ZM119 48V47H118ZM183 48V47H182ZM198 48V47H197ZM236 49V48H235ZM251 49V48H250ZM1 50V51H2ZM70 51H71V48L69 49ZM190 50V49H189ZM192 50V49H191ZM204 50V49H203ZM222 50V49H221ZM67 51V50H66ZM95 51H97V50H95ZM185 51V50H184ZM184 51H180V55H182V60L181 59H179V57H181L180 55H179V57L178 56H172L171 57V59H169V58H167V57H164L163 55H159L158 56V54H147L146 52L144 53L143 51H138V50H135V51H128V52H122V54H121V56H118L119 54H116L115 56H114V54H113V56H109V57H106L105 58V61L104 60H101V61H98V65H99V70H96L97 72H95L96 73V75L95 76H97L99 79H100V81H101V84L103 85V87H101V89L103 88V90H104V93L102 92V95L104 94V96H103V102H104V106H106V108H108V110H109V114H111V118H112V120L113 119H116L117 117H119L120 116V111L119 110H122L125 106H126V103L124 102V100H122L123 98V96H124V91H126V90H122V89H124V87L125 86H131L132 85V82L131 83H129L128 85L126 84L124 87H121V86H123V85H121L122 83H120V82H124V81H126V80H128V81H126V82H129V80H131L132 78H133V83H135V84H139V86H136L135 85V87H139V89L141 88L142 90H147L146 92H144L143 91V93H141V94H145V93H147L148 94V96L146 97V99H142V100H139L140 102H139V104H140V107H141V109H137V108H130V109H127V110H129V112H130V115L129 116H131V117H133V118H137V117H139V118H142V120H143V126L145 125V126H148L150 129H152V128H156V127H158L159 126V129H160V126L161 125H158L157 124V122L159 121V120H161V119H165V121H167V124L165 125V126H163V128L164 127H166V129L167 130H164V131H168V130H170V129H173V120H172V118H173V115H174V113L173 112H176V107H178V110H177V112H179V111H181V112H179V118L180 119H182V120H185V118L186 117H188V116H190V117H192V120H194L195 122H199L200 120H202L209 112H211V105H209V103L207 104V105H204V100H205V98L202 100V102H203V105L200 103V99H201V97H204V95L206 94V90L207 89H209L210 88V90H209V94H211L214 90H216L215 88V86L213 85V81H219L220 79H212L211 81H212V85L214 86L213 87V91H212V87L211 86H209V84H207V82L205 83V80L206 79H204V81H203V79L202 78H200L201 77V71H197L195 68H193V71H192V73H188V68H190V66L191 65H193V66H196L197 65V62H199L200 61V59H204V61H206V62H209L210 60H208L207 58H208V56L209 55H203L204 53H198L200 50H195V52H192V53H194V55L195 56H193V55H187ZM220 51V50H219ZM218 51V52H219ZM29 52V51H28ZM62 52V51H61ZM141 52H143L144 54H142ZM250 52V51H249ZM39 53V54H38ZM74 53V52H73ZM77 53V52H76ZM214 53V52H213ZM67 54V53H66ZM70 54V53H69ZM96 56L97 55H100L99 53L97 54V53H94ZM186 54V56H184ZM207 54V53H206ZM254 54H255V52H254ZM71 55V54H70ZM125 55H132V58H127V56H125ZM143 55H145V56H143ZM167 55H168V53H167ZM177 55V54H176ZM218 55V54H217ZM244 55V54H243ZM105 56V55H104ZM169 56V55H168ZM219 56H220V54H219ZM252 56V52L251 53H249V58ZM259 56V55H258ZM262 56V55H261ZM117 57H121L120 59L118 58L117 60H115ZM160 57V58H159ZM212 57V56H211ZM233 57V56H232ZM255 57V56H254ZM148 58V59H147ZM228 58V57H227ZM247 58V57H246ZM264 58V57H263ZM4 59H6L5 61H4ZM70 59H72V57H70ZM213 59V58H212ZM225 59V61H226V57L224 58ZM179 60H180V62H179ZM191 60L194 62H191ZM216 60V59H215ZM221 60V59H220ZM254 60H255V58H254ZM253 60V61H254ZM35 61V60H34ZM69 61V60H68ZM80 61H82V63L79 65V63H80ZM84 61V62H83ZM216 61H218V60H216ZM222 61V60H221ZM246 61H248V59H246ZM32 62V61H31ZM38 62V61H37ZM63 62V61H62ZM94 59H92L91 60V62H88V64L89 65H92V64H94ZM201 62H202V60H201ZM212 62V61H211ZM249 62V61H248ZM12 63V64H13ZM47 64H49V63H47ZM65 64V63H64ZM68 64H69V62H68ZM73 64V63H72ZM87 64V65H88ZM200 64H202V63H200ZM220 64H222L223 65V63L221 62ZM219 64V65H220ZM243 64H245V62L243 63ZM24 65H26L25 66V68H23V66ZM66 66H67V63L65 64ZM74 65H71V63L69 64V66H74ZM199 65V64H198ZM215 65V64H214ZM222 65H220V66H222ZM228 64H226V66H227ZM246 65V64H245ZM249 65V64H248ZM38 67H41V66H39V65H37ZM59 66V65H58ZM77 66H78V68H77ZM201 66V65H200ZM242 66V65H241ZM247 66V65H246ZM5 67V66H4ZM60 67V66H59ZM65 67V66H64ZM142 67H145V68H147L146 70H148V73L144 76V78H146L148 81L147 82H149V84H147V85H145L144 84V82H138L137 80H139L140 78H141V74H144L145 72H144V69H143V72H142V70H140L141 72H139L138 70H139V68H141L142 69ZM204 67V66H203ZM202 67V68H203ZM216 67V66H215ZM240 67V66H239ZM6 68V67H5ZM54 68H55V66H54ZM226 68V67H225ZM221 69V68H220ZM237 69H239V68H237ZM64 72H65V70L64 69H62ZM79 70H81V69H79ZM161 70V71H160ZM196 72H195V71ZM204 70H205V68H204ZM243 68L240 70V73H243ZM247 70L248 71H250V69H246V72H247ZM255 70V69H254ZM4 71V70H3ZM2 71V72H3ZM35 71V70H34ZM78 71V70H77ZM92 71V70H91ZM160 71V72H159ZM46 72V71H45ZM55 72V74L56 75H59V74H57L56 73V71H53V73ZM58 73H60V70H58L57 71ZM66 72H67V70H66ZM67 72V73H68ZM81 72V74L79 75V72L76 74V77H78V75L80 76L78 79L79 80H81L82 82H87L86 81V76H85V74H83V73H85V72H83V71H80ZM205 72H206V74H207V71L205 70ZM63 73V72H62ZM67 73H65V74H62V76H61V80L59 79L60 78V76H58V77H56L55 76V78L52 80H50L49 82H50V85L48 86V88H45L44 89V86H47V84H48V82L46 81V80H43V82H41V85L39 86V87H37L36 89H35V93L37 92V98H40V97H42V99H43V97H45L47 94H49L51 97L52 96H54L55 95V93H57L58 91L57 90H60V91H62V94H61V99H62V103H61V106H62V112H56V115H58L61 119V121H60V124L62 125V123L64 122L65 124H66V127L64 128V130H63V132H65V134L66 135H69V136H72L71 135V133H72V131L73 130H71V125L70 124H72L73 122H71V119H72V112L74 111V109L75 108H77L78 106H80V104L83 102V100L86 98V96H87V89H86V86H85V84H84V87L83 88H81V87H77L76 86V88L74 89V93H71V92H69V90H70V87L71 86H73V84L75 83V82H70L69 81V78H70V76L69 77H65V75L67 74ZM141 73V74H140ZM180 74V78L179 77H176L177 79H180V86L177 88V90H179V89H183V87H185V85H184V83H186V82H188V81H190V82H192V86H191V88H190V90H191V92H190V96H189V101L188 102H180V103H177L178 102V100L177 101H175L173 98V96H172V94H170L171 96L169 97L168 95V97H166L165 98V94H167V93H165V90H166V87L167 86H172L171 85V82L173 81V80H175V75L176 74ZM37 75V74H36ZM61 75V74H60ZM68 75V74H67ZM88 75V74H87ZM93 75V74H92ZM217 75V74H216ZM50 76V75H49ZM49 76H47L46 75V77H48L49 78ZM64 76V77H63ZM72 76V75H71ZM95 76H93V77H95ZM203 76V75H202ZM222 76V75H221ZM92 78V77H91ZM90 78V79H91ZM142 78H143V75H142ZM218 78V77H217ZM44 79H46L45 77H44ZM50 79V78H49ZM71 79V78H70ZM74 79V78H73ZM77 79V78H76ZM89 79V78H88ZM87 79V80H88ZM98 79V80H99ZM136 79V80H135ZM211 79V78H210ZM261 79H262V81H263V78H262V76H261ZM48 80V79H47ZM92 80V79H91ZM144 80V79H143ZM76 81V80H75ZM97 81V80H96ZM146 81V80H145ZM210 81V82H211ZM58 83H59V86L62 84V87L61 88H58L59 86H58ZM125 83V82H124ZM177 83V82H176ZM216 83V82H215ZM262 83V82H261ZM35 84V83H34ZM36 84H38L39 85V83H37L36 82ZM89 84H90V82H89ZM91 85V84H90ZM211 85V84H210ZM258 85V84H257ZM1 86V85H0ZM134 86V85H133ZM190 86H188V88L190 87ZM260 86V85H259ZM259 86H258V88H259ZM263 86V85H262ZM34 87H36L35 85H34ZM75 87V86H74ZM261 87V86H260ZM2 88V87H1ZM253 88V87H252ZM262 88V87H261ZM82 89H83V92H82ZM126 89V88H125ZM128 89V88H127ZM264 89V88H263ZM30 90V89H29ZM28 90V91H29ZM31 90H32V88H31ZM31 90H30V93H31ZM87 90V91H86ZM90 90V89H89ZM132 90V91H131ZM255 90V89H254ZM166 91H168V89L166 90ZM210 91H212L211 93H210ZM226 91V90H225ZM228 91V90H227ZM258 91V90H257ZM9 93V92H8ZM12 93H14V92H12ZM23 93V92H22ZM29 93V92H28ZM28 93H27V95H28ZM134 93V89L132 88V89H129L128 91H126V96H125V100H129V102L131 101V100H133V101H135V99L137 98V97H139L140 95H135V94H133ZM172 93V92H171ZM174 93H175V91L173 92V95H174ZM11 94V93H10ZM33 93H31V94H29V95H32ZM178 94H180V92L178 93ZM247 94V93H246ZM24 95H25V93H24ZM162 95H165V96H162ZM175 95H177V94H175ZM174 95V96H175ZM256 95V94H255ZM260 95V94H259ZM6 96H7V94H6ZM10 96V95H9ZM144 96V95H143ZM207 96H208V94H207ZM212 96V95H211ZM211 96H208V97H211ZM248 96V95H247ZM29 97V96H28ZM244 97V96H243ZM7 99H3L2 98V106L0 107V109L4 106V107H10V105H11V103H14V102H16L17 100H16V98H15V95L13 94V95H11L10 97H6ZM24 98V97H23ZM94 98H95V96H94ZM121 98V99H120ZM134 98V99H133ZM176 98V97H175ZM207 98V97H206ZM246 98V97H245ZM20 99V98H19ZM41 99V98H40ZM180 99V98H179ZM208 99V98H207ZM247 99H248V97H247ZM250 99V98H249ZM8 100V101H7ZM33 100H35V99H33ZM95 100V99H94ZM94 100L91 102V105H90V108L88 109L87 108V110H86V113H88L89 112V115H94V113H95V111H93L94 110ZM244 100V99H243ZM263 100H264V94H262L261 96H258V98H257V102H255V103H250L248 106H250V107H252V106H254V105H257V104H260V103H262L261 104V106L263 105ZM24 102V100H21V102ZM25 101H27V100H25ZM29 101V100H28ZM37 101H38V99H37ZM18 102H20V101H18ZM33 102V101H32ZM43 101H41V103H42ZM128 102V103H129ZM246 102V101H245ZM112 103H115V104H112ZM116 103H118L119 105H120V109L118 110V109H115V107H117V106H115L116 105ZM134 103V102H133ZM207 103V102H206ZM247 103V102H246ZM245 103V104H246ZM34 104V103H33ZM40 105H42L43 106V104H37V106H39V107H42V106H40ZM54 108H52V109H50V110H48V114L50 115V116H53L52 114H54V111H53V109L56 111V110H59V107H58V105H57V103L56 102H54ZM113 105L115 106V107H113ZM147 105H150V107H151V109H150V111L149 112H151V113H149L148 112V110L149 109H147L146 108V106ZM18 106V105H17ZM47 107V106H46ZM175 107V108H174ZM245 107V106H244ZM22 108V107H21ZM34 108H35V106H34ZM79 108V107H78ZM105 108V107H104ZM105 108V109H106ZM36 109V108H35ZM45 109V108H44ZM61 109V108H60ZM104 109V110H105ZM33 110V109H32ZM76 110V109H75ZM107 110V109H106ZM105 110V111H106ZM264 110V109H263ZM45 111H46V109H45ZM60 111V110H59ZM80 111V110H79ZM248 111V110H247ZM250 111V110H249ZM6 112L7 111H5L4 112V114H6ZM30 112V111H29ZM74 112H77V111H74ZM107 112V111H106ZM122 112V111H121ZM252 112V111H251ZM256 112V110L254 111V113ZM85 113V114H86ZM108 113H107V115H108ZM257 113H259V112H257ZM16 110H10V112L9 113H7L6 114V116H5V118H3L2 120H0V146L1 145H3V147H1L0 148V154H3V156H4V160H3V162L5 161V159H6V157H7V159H10L11 158V152H9L10 150H9V148H10V145H9V148L7 147L8 145H7V143L8 142H10V141H8V140H6L7 138H9V139H11V141H13V143H15V141L14 140H12L13 139V135H14V133H16V131L14 130V129H17L15 126H16V119H18L17 117H15L16 116ZM251 114V113H250ZM249 113H247V114H245L243 117H242V119H240L239 121H237V123L235 122L234 124H233V126H238V127H236V129H235V132H234V134L239 138V137H241V136H243V135H245V130H244V128H245V126L243 125V122L244 123H246V121L249 123V119H250V115ZM18 115V114H17ZM28 115V114H27ZM26 115V116H27ZM212 115V114H211ZM263 115V114H262ZM73 116H75V115H73ZM77 116V115H76ZM160 116V117H159ZM46 116H42V117H40V122H41V124H45V126L47 125V123H46V121L44 120V118H45ZM54 117H56L55 115H54ZM54 117L53 118H50L51 120L53 119L54 120ZM58 117V118H59ZM109 117V116H108ZM122 117H124V116H122ZM227 117V116H226ZM259 117V116H258ZM263 116H261V118H262ZM110 118V119H111ZM240 118V117H239ZM178 119V118H177ZM56 120H57V118H56ZM190 120V119H189ZM206 120V119H205ZM209 120V119H208ZM214 120V119H213ZM238 120V119H237ZM264 120V119H263ZM38 121H39V119H38ZM171 121V122H170ZM259 121H261V120H259V119H257L256 121H255V125L259 122ZM136 122V121H135ZM139 122H140V120H139ZM138 122V123H139ZM142 122V121H141ZM160 122V121H159ZM228 122V121H227ZM21 123V122H20ZM166 122H164V124H165ZM186 123V122H185ZM203 123V122H202ZM40 124V123H39ZM191 124V123H190ZM210 124V123H209ZM215 124V123H214ZM251 124V123H250ZM42 125V126H43ZM158 125V126H157ZM183 125V124H182ZM182 125H180V128H178V129H181V126ZM198 125V124H197ZM212 125H213V123H212ZM246 125V124H245ZM253 125V124H252ZM255 125H253V127L255 128ZM20 126V125H19ZM18 126V127H19ZM50 126H52V125H50ZM81 126V125H80ZM102 126H104V125H102ZM206 126V125H205ZM218 126V125H217ZM226 126V125H225ZM243 126H244V128H243ZM175 127V126H174ZM198 127V126H197ZM222 127V126H221ZM43 128H44V126H43ZM42 128V129H43ZM110 128H111V126H110ZM117 128V127H116ZM138 129H140L139 128V125H138V127H137ZM162 128V127H161ZM195 128V127H194ZM202 128V127H201ZM207 128V127H206ZM226 128V127H225ZM249 128V127H248ZM247 128V129H248ZM253 128V129H254ZM19 129H21V127L19 128ZM105 129V128H104ZM118 129V128H117ZM144 129H145V127H144ZM148 129V128H147ZM146 129V132L147 131H150V129L149 130H147ZM175 129V128H174ZM189 129H190V127H189ZM199 129H200V127H199ZM210 129H212V128H210ZM214 129V128H213ZM246 129V128H245ZM15 131V132H12V131ZM71 130V131H70ZM109 130V129H108ZM226 130V129H225ZM227 130H229L228 128H227ZM95 131V130H94ZM100 131V130H99ZM98 131V132H99ZM116 131H118V130H116ZM114 132L115 133V138L114 139H111L112 141H111V150H110V153H112V154H114V157H112L113 155L111 154V156L110 155H108L107 153V149L106 148H101V147H99V148H97L98 150H96L95 151V159H100V158H102V157H106V158H110V159H112V160H115L116 161V163H114V164H108L109 163V161H108V163L106 162V160H104L107 164H104V162L100 159V161H102V162H100V163H98V165L99 166H97V164L95 165V166H97V167H95V166H93V167H91L90 169H89V171L86 169L87 168V161H86V164H83V163H85V162H83V163H81L80 165H79V163H80V159H79V157H80V155H77V150L74 152V153H72L73 155L71 156V158H70V160H71V163H70V167L68 168V166L67 167H65V173H64V179H70V181H72V183H74V182H76L75 180H74V178H72L73 176L74 177H77L76 175H75V171H76V169H77V167L79 168V170L80 171H82V170H84L85 169V171H82V172H85V173H83V175H81V177H84L86 180L87 179H89V178H91V182L92 183H95L94 181H96V180H98L99 181V179L101 180V179H107V178H111L112 176L111 175H116V174H118V172L119 171H131V173L132 172H138V171H140V169H143V167H141L140 168V166H144V165H138V164H136V162H139V161H135V159L133 160V158H134V156L132 155L133 153H135L136 151H137V149H135L134 147H133V149L131 150V152H130V154H128V152L126 153V149L128 150V149H130V147H131V143L128 141V142H126L125 141V139H124V141H122V137L119 135V132ZM145 131V130H144ZM156 130H154V132H155ZM160 131H162V130H160ZM160 131H158L159 133H160ZM181 131H182V129H181ZM181 131L179 132H177V133H175L176 135H170V131H169V134H166L167 132H164L166 135H163L162 134V132H161V134L163 135V136H156V137H154V136H152L150 139H148V140H146V143H147V145L148 144H150L151 146H150V148H152V146H156V144L158 145V143H160L161 142V139H163L164 140V142L163 143H165L166 141H165V137H168V138H170L169 136H173L175 139H176V141L177 142H179V143H177L176 141V143L175 142H173L174 143V145L175 146H177V144H183L184 146H186V144H188L187 142H190L196 135L198 136V137H200L201 136V132H197V134L195 135L194 134V136H188V135H185V134H182L181 133ZM205 131V130H204ZM248 131V130H247ZM172 132V131H171ZM196 132V131H195ZM208 132V131H207ZM222 132V131H221ZM229 132V131H228ZM251 132V131H250ZM23 133V132H22ZM21 133V134H22ZM35 133V132H34ZM76 133V132H75ZM101 133V132H100ZM148 133V132H147ZM247 133V132H246ZM252 133V132H251ZM18 134H20V133H18ZM153 134H155V133H153V129H152V135ZM189 134V133H188ZM225 134V133H224ZM248 134H250V133H248ZM36 135V134H35ZM34 135V136H35ZM126 135V134H125ZM151 135V134H150ZM156 135H158L157 133H156ZM193 135V134H192ZM252 135V134H251ZM15 136V135H14ZM22 136H23V134H22ZM33 136V137H34ZM75 136V135H74ZM128 136H129V134H128ZM131 136V135H130ZM262 136H264V135H262ZM16 138H17V136H15ZM97 137V136H96ZM140 137V136H139ZM162 137H164V138H162ZM231 137H235V136H231ZM261 137V136H260ZM20 138H22V137H20ZM62 138V137H61ZM100 136L99 137H97V138H95V139H93V136L91 135H87L86 133L84 134V136L80 139V140H75V141H73V142H71V143H68L61 151H59V153L57 152V153H54L52 156H50V157H45V158H47V159H51V160H49L50 162H53V163H51V164H49V165H44V166H41V164H40V166L42 167V168H40V169H38V171H40L39 173H37L36 175L35 174H33L31 171H32V169H31V173L33 174V175H31V173H30V175L29 174H24L25 176H22V177H24L23 179H22V181H20L19 183H17V185L15 186V189H12L11 190V188H10V192L8 193L7 192V194L5 195V197H11V198H18L19 196H22L23 197V195H26L27 196V203H29V205L28 206H32V203H35L36 201H38V200H43V201H45V198L44 199H42L45 195H49L50 194V192H48L46 189H48V188H52L53 186H55V185H49L48 187L46 186V185H48V184H46V185H43V187L42 188H39L38 190H37V188H38V186H40L41 187V183H35L33 186H36V191H34V190H32V191H27V192H25V191H23V189H22V187H24V186H28L29 185V182H44V180H45V178H44V175H46L45 177H47V181L49 180V178L52 176V175H57L59 172L57 171L58 169H59V167H60V165L61 164H65L64 163V159L66 160V157L65 158H63L64 156H67L71 151H73V150H75L76 149V147L78 146V142L79 143H83V144H85V143H90V142H94V141H98V140H100ZM113 138V137H112ZM54 139V138H53ZM130 139V138H129ZM195 139V138H194ZM16 140V139H15ZM49 140L50 139H48V142H49ZM52 140V139H51ZM217 140V139H216ZM17 141V140H16ZM63 140L62 139H60L59 140V142H60V144H61V142H62ZM168 141V140H167ZM33 142V141H32ZM54 142V141H53ZM133 142V141H132ZM58 143V142H57ZM137 143H139V142H137ZM166 143H169V141L168 142H166ZM172 143V144H173ZM17 144L19 145L20 144V141H18L17 142ZM23 144V143H22ZM140 144H141V142H140ZM142 144H143V142H142ZM145 144V143H144ZM182 144H181V146H182ZM16 145V144H15ZM64 145V144H63ZM104 145V144H103ZM160 145V144H159ZM159 145H158V147H159ZM162 145V144H161ZM160 145V146H161ZM50 146V145H49ZM141 146V145H140ZM149 146V145H148ZM148 146H146V147H148ZM168 146V145H167ZM167 146H165V148H167ZM184 146H182V147H184ZM14 147H16V146H14ZM32 147V146H31ZM40 147H41V145H40ZM80 147V146H79ZM138 147V146H137ZM172 146H170V148H171ZM202 147V146H201ZM11 148H12V146H11ZM33 148V147H32ZM49 148H51V146L49 147ZM186 148V147H185ZM207 148V147H206ZM16 149V148H15ZM37 149H38V147H37ZM52 150H53V148H51ZM58 149V148H57ZM56 148L54 149V150H57ZM79 149V148H78ZM94 149V148H93ZM140 149V148H139ZM153 149V148H152ZM183 149V148H182ZM244 149V148H243ZM90 150V149H89ZM88 150V151H89ZM143 150H145L144 148H143ZM170 150V149H169ZM172 150H173V148H172ZM171 150V151H172ZM23 151V150H22ZM25 151V150H24ZM23 151V152H24ZM87 151V150H86ZM91 152L93 151V150H90ZM129 151V150H128ZM167 151V150H166ZM165 150H164V148H155L154 147V150H149V147H148V149H147V151L145 150V151H143L144 153H146V155H144V156H141V153H142V148L140 149V151H137V153L139 152L140 153V157L141 158H147L148 159V157H150V159H151V161H157L156 159H157V157L155 156L157 153H158V155L159 156H164V155H168V153L169 152H166ZM12 152H14V150L12 151ZM22 152V153H23ZM50 152V151H49ZM84 152V151H83ZM90 152V153H91ZM115 152H118L117 154L115 153ZM52 153V152H51ZM89 153V154H90ZM94 153V152H93ZM93 153H92V155H93ZM124 153H126L127 155H128V157H129V159H128V162H125V160L127 159V158H125V160H123L124 159ZM179 153V152H178ZM181 153H183V152H181ZM235 153V152H234ZM13 154H16V153H13ZM19 154V153H18ZM32 154H34L33 156H31V157H40V156H43L44 155V152L42 151H40V152H38V150H36L34 153H32ZM180 154V153H179ZM178 154V155H179ZM180 155H184V154H180ZM187 155V154H186ZM139 156H135L136 158L137 157H139ZM231 156V155H230ZM261 156H263V155H261ZM44 157V156H43ZM91 157V156H90ZM245 157V156H244ZM13 158V157H12ZM88 158H89V155H88ZM92 158V157H91ZM90 158V159H91ZM182 158V157H181ZM185 158V157H184ZM221 158V157H220ZM262 158H264V157H262ZM82 159V158H81ZM94 159V160H95ZM149 159V160H150ZM177 159H179V158H177ZM58 160V169H57V167H56V161ZM69 160V159H68ZM89 160V159H88ZM93 160V159H92ZM108 160V159H107ZM146 159H144V160H142V161H145ZM149 160H146V162L148 161V162H150ZM167 160V159H166ZM222 160H224V159H222ZM228 160H229V158H228ZM262 160V159H261ZM14 161V160H13ZM61 161H63V163L61 162ZM83 161H85V159L83 160ZM90 161V160H89ZM97 161V160H96ZM111 161V160H110ZM122 161H124L123 163H121ZM135 163H134V162ZM244 161V160H243ZM60 162H61V164H60ZM66 162H67V160H66ZM113 162V161H112ZM146 162H144V163H146ZM167 162V161H166ZM251 163H255V165H257L258 163H259V156H257V154L254 156V154H253V158L251 159V161H250ZM2 159H0V169H1V167L3 166L2 164ZM12 163V160L11 161H7V164L8 165H10ZM26 163V162H25ZM24 163V164H25ZM89 163V162H88ZM139 163H141V161L139 162ZM219 163H220V161H219ZM224 163V162H223ZM226 163L227 162H225L224 164L226 165ZM229 163V162H228ZM247 163V162H246ZM263 163V162H262ZM67 164H68V162H67ZM90 164H91V161H90ZM94 164V163H93ZM143 164V163H142ZM147 164V163H146ZM207 164V163H206ZM264 164V163H263ZM15 165V164H14ZM43 165V164H42ZM52 165H54V166H52ZM66 165V164H65ZM79 165V166H78ZM208 165V164H207ZM220 165V164H219ZM229 165V164H228ZM247 165V164H246ZM260 165H261V163H260ZM31 166V165H30ZM40 166H36L37 168H39ZM54 167V170L53 171H51L50 172V170H51V168L50 169H48L49 167ZM222 166V165H221ZM249 166V165H248ZM262 166V165H261ZM260 166V167H261ZM14 167V166H13ZM24 167V166H23ZM35 167V166H34ZM35 167V168H36ZM90 166L88 165V168H89ZM147 167V166H146ZM206 166H203L202 168H205ZM208 167V166H207ZM211 167V166H210ZM213 167V166H212ZM217 167V166H216ZM219 167V166H218ZM217 167V168H218ZM229 167V166H228ZM231 167V166H230ZM30 168H32V167H30ZM29 168V169H30ZM36 168V169H37ZM62 168V167H61ZM147 168H149V167H147ZM183 168H185V167H183ZM253 168H256V167H254L253 166ZM258 168V167H257ZM264 168V167H263ZM20 169V168H19ZM21 169H23L24 170V168H21ZM34 169V168H33ZM64 169V168H63ZM96 169H98L99 170V173H101V172H104L103 173V175L102 176H100V177H96L98 174H94V172L96 171V172H98V170H96ZM151 168H149L148 170H150ZM187 169V168H186ZM190 169V168H189ZM208 169V168H207ZM222 169H224L225 170V168L224 167H222ZM238 169V168H237ZM250 169V168H249ZM17 170V169H16ZM55 170L57 171V173L55 172ZM61 170V169H60ZM185 170V169H184ZM197 170H198V172L200 171L199 169H196L193 173H195L196 172V174H198L200 177H202L201 176V174L200 173H197ZM205 170V169H204ZM209 170H210V168H209ZM229 170V169H228ZM232 170V169H231ZM255 170V169H254ZM28 171V170H27ZM182 171V170H181ZM191 171V170H190ZM203 171V170H202ZM201 171V172H202ZM208 171V170H207ZM213 171V170H212ZM256 171V170H255ZM23 172H26V171H23ZM188 173V172H187ZM6 174V173H5ZM23 174V173H22ZM79 174V173H78ZM133 174H135V173H133ZM186 173H183V172H181L180 173V180H181V178H183L182 176L184 175V176H186L185 175ZM189 174V173H188ZM187 174V177L188 176H190V174L188 175ZM205 174V173H204ZM204 174H202V175H204ZM262 174V173H261ZM18 175V174H17ZM29 175V176H28ZM48 175V176H47ZM80 175V174H79ZM101 175V174H100ZM123 175V174H122ZM191 175H192V177H190V179H195V176L191 173ZM253 175H255V174H253ZM253 175L251 176V177H253ZM4 176H8L7 174L6 175H4ZM3 176V177H4ZM168 177H171L170 176V174L169 175H167ZM194 176V177H193ZM197 176V175H196ZM2 177V178H3ZM12 177V176H11ZM10 177V178H11ZM21 177V176H20ZM21 177V178H22ZM187 177H186V180H184L185 178H183V180L182 181H184L185 183L187 182ZM256 177V176H255ZM9 178V177H8ZM63 178V177H62ZM211 178V177H210ZM217 178V177H216ZM174 179V178H173ZM172 178H171V180L170 181H164L165 179H160V178H157V181L158 182H160V183H162V184H160L159 185V183L157 184V186H156V183L155 182H153V185L155 186H153L154 188H152L151 190H147L148 192H147V194H148V196L150 195H152V196H154L155 194H157L156 192H161V196L162 195H164V194H169L170 195V192H172V190H171V185H172V183L173 182H175V180L174 181H172L173 180ZM3 180V179H2ZM1 180V181H2ZM7 180V184H5V183H2V184H0V192H3L4 191V188L6 187V185H8V183L10 182V179H6ZM5 180V181H6ZM16 180V179H15ZM59 180V179H58ZM84 180V179H83ZM90 180V179H89ZM104 180V181H105ZM179 180V179H178ZM177 180V181H178ZM196 180V179H195ZM79 181H81V180H79ZM110 181V180H109ZM182 181H178V182H182ZM190 180L188 179V182H189ZM197 181V180H196ZM17 182V181H16ZM49 182V181H48ZM90 182V181H89ZM100 182H102V181H99V183ZM178 182H176V183H178ZM183 182V184H185ZM256 182V181H255ZM76 183H78V182H76ZM145 183V182H144ZM12 184V183H11ZM14 184H15V182H14ZM13 184V185H14ZM174 184V183H173ZM179 184V183H178ZM178 184H177V187H178ZM191 184H192V182H191ZM190 184V185H191ZM10 186H12V185H10ZM89 186V185H88ZM175 186V185H174ZM72 187H74L73 185H72ZM179 187H181L180 185H179ZM188 188H189V186H187ZM208 187H209V185H208ZM240 187V186H239ZM242 187V186H241ZM76 188V187H75ZM151 188V187H150ZM183 188H184V186H183ZM188 188H186V189H188ZM6 189V188H5ZM16 189H20V191L19 190H16ZM77 189V188H76ZM80 189V188H79ZM174 189H175V187H174ZM8 190H9V187H8ZM42 190H46L45 192L46 193H42V195H41V191ZM144 190V189H143ZM243 190V189H242ZM139 191V190H138ZM175 191H179V190H175ZM241 191V190H240ZM5 192V191H4ZM13 192V193H12ZM18 192H19V194H18ZM25 192V193H24ZM140 192H142V191H139V193H136V194H139V196H140ZM182 192V191H181ZM181 192H179V193H181ZM253 192V191H252ZM23 193V194H22ZM183 193V192H182ZM118 194V193H117ZM176 194V196H178V197H182V196H184V193L183 194H178V192L177 193H175ZM174 194V195H175ZM255 194V193H254ZM51 195V194H50ZM73 195H75V197H79V195H78V193H74ZM95 195V194H94ZM107 195H110V194H103V195H99L100 197V199H97L98 198V195L96 196L95 195V197H92L91 196V198H86V196H84V197H82V201L83 202H88V201H90V200H93V199H96V200H94L93 201V203L91 204V205H89V206H85V204L83 205H81V207H82V209H81V215L80 216H77V217H73L74 218V221H77L78 220V222L77 223H79V224H81L80 226L81 227H79V226H76L75 228V230H74V232H70L69 231V233H72V234H74V233H76L77 232V229L78 228H84V229H90V231L92 230L91 228H92V223L90 222V223H88V221H91V220H94L93 218H95V215L96 214H100V215H102V217H105L104 215H107V212H109V211H111V206H112V203H114V202H112V201H110V200H108V197H107ZM158 196H159V194H157ZM137 196V195H136ZM142 196V195H141ZM149 196V197H150ZM151 196V197H152ZM161 196H159V197H161ZM25 197V196H24ZM185 197V196H184ZM190 197V196H189ZM48 198V197H47ZM79 198H81V197H79ZM78 198V199H79ZM154 198V197H153ZM153 198H152V200H153ZM155 198H157V197H155ZM163 198V197H162ZM183 198V197H182ZM188 198V197H187ZM67 199V198H66ZM70 199V198H69ZM68 199V200H69ZM110 199V198H109ZM137 199V202H138V198H136ZM143 199V198H142ZM151 199V198H150ZM157 199H159V198H157ZM16 200V199H15ZM47 200V199H46ZM73 200V199H72ZM160 200V199H159ZM136 201V200H135ZM170 201V200H169ZM180 201V200H179ZM47 202V201H46ZM73 203H74V200L72 201ZM112 202V203H111ZM161 202V201H160ZM172 202H173V200H172ZM175 202V201H174ZM185 202V201H184ZM204 202V201H203ZM76 203V202H75ZM110 203H111V205H110ZM130 203V202H129ZM136 203V202H135ZM145 203V202H144ZM166 203H168V202H166ZM189 203V202H188ZM187 203V204H188ZM214 203V202H213ZM251 203H252V201H251ZM253 203H255V201L253 200ZM120 204V203H119ZM131 204V203H130ZM173 204V203H172ZM217 204V203H216ZM255 204H257V202L255 203ZM20 205V204H19ZM166 205V204H165ZM189 205V204H188ZM192 205V204H191ZM204 205H205V203H204ZM234 205V204H233ZM236 205V204H235ZM254 205V204H253ZM30 206V207H31ZM34 206V205H33ZM33 206H32V208L31 209H26V213H31V212H34L35 210H34V208H33ZM42 206H43V204H42ZM134 206V205H133ZM139 206V205H138ZM151 206V205H150ZM162 206V205H161ZM206 206H208V204L206 205ZM205 206V207H206ZM230 206V205H229ZM232 206V205H231ZM239 206V205H238ZM256 206V205H255ZM263 207L262 205H260L259 203H258V207H256L257 209L259 208V210H260V208L261 207ZM56 207V206H55ZM149 207V206H148ZM166 207H168V206H166ZM227 207V206H226ZM233 207V206H232ZM236 207V206H235ZM240 207V206H239ZM239 207H237L236 208V210L239 208ZM249 207V206H248ZM27 208H29V207H27ZM44 211L42 212V214H41V216H38L39 217V219H40V221H38L37 222V218H35L34 216H32V215H26L25 216V220H24V225L25 224H27V227H31L30 229L32 230H36V235H37V232L38 233H42L41 231H43V229H40V228H42V224L44 223L45 224V222H44V220L45 219H47V218H49L50 220H51V217H50V215L49 214H53V213H55L54 215H52V219L54 218L53 216H57L59 219H60V215L62 214V212H66V216H67V218H69L70 219V217H71V209L73 208V206L71 205V206H68V205H66V204H64L63 206H61V207H56L57 209H52V207H51V205H50V201H48L46 204H44ZM63 208H65L63 211H62V209ZM138 208V207H137ZM140 208V207H139ZM184 208V207H183ZM250 208V207H249ZM148 209V208H147ZM154 209V208H153ZM186 209V208H185ZM188 209H189V206H188ZM187 209V210H188ZM192 209V208H191ZM208 210H209V208H207ZM215 209V208H214ZM213 209V210H214ZM233 209V208H232ZM241 210H243L242 208H240ZM240 209H239V211H240ZM252 209H254L253 207H252ZM1 210V209H0ZM141 210V209H140ZM165 210V209H164ZM179 210V209H178ZM187 210H186V213H184L183 215L185 216V215H187L188 213H187ZM194 210V209H193ZM236 210L235 209H233V211L235 212L234 214L235 215H238V214H236L237 212H236ZM246 210V209H245ZM259 210H257V211H259ZM263 210V209H262ZM261 210V211H262ZM4 212V214L5 215H7V217L9 216V217H11L10 219L8 218V220H9V223L8 224H1L0 223V225H2V226H0V230H1V228H3V229H7L8 231L9 230H12V227H14V226H16L17 225V223H18V219L19 220H21V218H20V214H21V211L22 212H24V210L23 209H19V208H13V209H11V208H6L5 207V209L3 210ZM114 211V210H113ZM149 211V210H148ZM162 211V210H161ZM182 211V210H181ZM218 211V210H217ZM238 211V210H237ZM238 211V212H239ZM260 211V212H261ZM13 212H15V213H17V215H13V216H11L12 214H13ZM61 212V213H60ZM143 212V211H142ZM246 212V211H245ZM249 212H250V210H249ZM249 212H246V213H248L249 214ZM35 213V212H34ZM156 213V212H155ZM157 213H159V212H157ZM205 213H208V211L207 212H205V209L203 210V214H201V215H196L194 218H195V221L194 222H198V220L201 222V220H204V219H201L200 220V218H202L201 216H203V215H205ZM215 213V212H214ZM263 213V212H262ZM47 214V215H46ZM64 214V213H63ZM62 214V215H63ZM160 214V213H159ZM176 214V213H175ZM175 214H174V218H176V217H178V215H176V217H175ZM193 214V213H192ZM229 213H228V211L226 212V211H221L220 212V214H219V217L221 216V218H229V216H231V215H228ZM242 214V211H240V213H239V215H241ZM61 215V216H62ZM146 215V214H145ZM162 215V214H161ZM160 215V216H161ZM180 215V214H179ZM182 214H181V216L182 217H184ZM234 215V216H235ZM247 214H245V216H246ZM254 215V214H253ZM256 215V214H255ZM136 216V215H135ZM189 216V215H188ZM206 216H207V214H206ZM243 216V215H242ZM242 216H240V217H242ZM244 216V217H245ZM257 216H259V215H257ZM261 216H264V215H262L261 214ZM101 217V218H102ZM132 217V216H131ZM147 217H148V215H147ZM151 217V216H150ZM153 217V216H152ZM182 217H180V218H182ZM66 218V219H67ZM100 218V217H99ZM179 218V219H180ZM231 218V217H230ZM247 218V217H246ZM264 218V217H263ZM1 219H2V217H1ZM6 219V218H5ZM38 219V220H39ZM77 219V220H76ZM160 219V218H159ZM178 219V220H179ZM182 219H184V218H182ZM224 219V220H225ZM237 219V218H236ZM243 219V218H242ZM245 219V218H244ZM248 219V218H247ZM257 219H258V217H257ZM8 220H7V222H8ZM120 220V219H119ZM172 220V219H171ZM181 220V219H180ZM209 220V219H208ZM230 220V219H229ZM232 220V219H231ZM260 220H261V218H260ZM64 221V220H63ZM66 221H68V220H66ZM102 221V220H101ZM105 221V220H104ZM164 221V220H163ZM221 221V220H220ZM238 222H236V224L237 223H239V220H237ZM243 221V220H242ZM4 222V221H3ZM2 222V223H3ZM93 222V221H92ZM107 222V221H106ZM199 222V223H200ZM217 222V221H216ZM224 222V221H223ZM255 222H256V220H255ZM263 222V221H262ZM65 224H66V229L68 230V229H70V228H74V226L73 227H70V224L68 223V222H64ZM94 223H97L98 224V222L96 221V222H94ZM102 223V222H101ZM108 223V222H107ZM134 223H136V222H134ZM142 223V222H141ZM201 223H203V222H201ZM232 223V222H231ZM20 224V223H19ZM22 224V223H21ZM51 222H50V226H45V227H47L46 229H47V231H48V228H50L51 227ZM67 224H69V225H67ZM126 224V223H125ZM137 224V223H136ZM191 224V223H190ZM198 224V223H197ZM222 224V223H221ZM220 224V225H221ZM224 224V223H223ZM227 224V223H226ZM243 224V223H242ZM263 224V223H262ZM95 225V224H94ZM101 225V224H100ZM150 225H151V222H150ZM149 225V226H150ZM126 226V225H125ZM125 226H124V230H125ZM130 226V225H129ZM140 226V225H139ZM152 226H155V225H153L152 224ZM152 226L151 227H149V228H152ZM157 226V225H156ZM156 226H155V228H156ZM252 226V225H251ZM25 227V226H24ZM62 227H64V226H62ZM70 227V228H69ZM206 227H207V225H206ZM205 227V228H206ZM209 227V226H208ZM231 228L233 227V225H231L230 226ZM230 227H228V233H229V237H230V231H229V229H230ZM253 227H254V225H253ZM256 227H257V225H256ZM15 228V227H14ZM13 228V229H14ZM21 228H23V225H22V227ZM52 228V227H51ZM50 228V229H51ZM65 228V227H64ZM132 229H133V227H131ZM157 228H159L158 226H157ZM156 228V230H158ZM161 228H163V227H161ZM188 228V227H187ZM192 228V227H191ZM262 228V227H261ZM26 229V228H25ZM65 229V231L63 230V231H61V232H66L67 230ZM167 229V228H166ZM169 229V228H168ZM181 229V228H180ZM227 229V228H226ZM252 229V228H251ZM255 229H258V228H255ZM15 230V229H14ZM17 230V229H16ZM21 230V229H20ZM29 230V229H28ZM54 229H52V231H53ZM102 230V229H101ZM108 230V229H107ZM136 230V229H135ZM135 230H133L132 232H134ZM154 230V229H153ZM152 230V231H153ZM170 230V229H169ZM188 230V229H187ZM186 230V231H187ZM245 230V229H244ZM254 230V229H253ZM1 231H3V230H1ZM0 231V232H1ZM5 231V230H4ZM24 231V230H23ZM104 231H106V229L104 230ZM141 232V234H142V231L141 230H138L137 231V233L138 232ZM162 231H164V228H163V230ZM185 231V232H186ZM254 231H256V230H254ZM259 231V230H258ZM12 232V231H11ZM68 232V231H67ZM139 232V233H140ZM154 232H155V230H154ZM172 232V231H171ZM208 232V230L206 231V233ZM238 232H241V231H238ZM238 232H237V234H238ZM263 232L264 231H262V234H263ZM5 233V232H4ZM16 233V232H15ZM23 233V232H22ZM50 233V232H49ZM84 233V232H83ZM107 233H108V231H107ZM150 233V231L149 230H147V232L145 233V235H150L149 234ZM183 233V232H182ZM196 233V232H195ZM211 233H212V231H211ZM215 233V232H214ZM50 234H52V235H50ZM50 234H43V235H41L40 236V238L43 236L45 239H44V241H48V240H54L55 242H56V239H57V237L55 238V231L53 232V233H50ZM78 234L79 233H76L73 237H74V239L76 240L77 239V241H79L80 239L78 238ZM125 234V233H124ZM153 234V232L151 233V235ZM197 234V233H196ZM19 235V234H18ZM27 235V234H26ZM62 235V234H61ZM94 235V234H93ZM118 235H122V234H118ZM135 235H136V233H135ZM139 235V234H138ZM154 235V234H153ZM204 236V240L202 241V242H204L206 239H208L209 238V236L210 237H212V238H214L213 236H211V235H206V234H203ZM224 235V234H223ZM4 236V235H3ZM30 236V235H29ZM231 236H232V233H231ZM258 236V235H257ZM256 236V237H257ZM264 236V235H263ZM262 236V237H263ZM18 237V236H17ZM25 237V236H24ZM61 237H63V236H61ZM138 237H140V236H138ZM143 237V236H142ZM192 237V236H191ZM196 237H198L197 235H196ZM221 237V236H220ZM245 237V236H244ZM2 236L0 235V246H1V241H2ZM6 238V237H5ZM13 238V237H12ZM11 238V239H12ZM26 238V237H25ZM52 238V239H51ZM157 238V237H156ZM201 238H202V236H201ZM211 238V239H212ZM217 238H218V236H217ZM223 238V237H222ZM225 238V237H224ZM14 239V238H13ZM59 239H60V237H59ZM62 239V238H61ZM64 239V240H63ZM62 240V245H64L65 244V240L66 239H68V236H64V238H63ZM105 239V238H104ZM160 239V238H159ZM192 239V238H191ZM220 239V238H219ZM219 239H217L218 241H217V243L216 244H212V242L209 240L208 241V244L206 243H204V245H206L205 246V251H207L206 253H204V252H202V253H204V254H202L201 253V257H199V258H197V259H194V258H192V264H223V262L226 260L227 261V259H229L230 260V254L228 253H226V254H224V255H222V253H220V248H219V243L220 244H222L223 245V241H225V240H222V242L220 241L219 242ZM230 239V238H229ZM228 239V240H229ZM254 239L256 240V238L254 237ZM261 239V238H260ZM264 239V238H263ZM15 240V239H14ZM106 240V239H105ZM164 240V239H163ZM180 240H181V238H180ZM194 240V239H193ZM198 240H199V238H198ZM197 240V241H198ZM216 240V239H215ZM236 240V239H235ZM16 241V240H15ZM31 241V240H30ZM74 241V240H73ZM165 241H167V240H165ZM175 241V240H174ZM174 241H171V243H170V247H166V248H168L167 250H169V248H170V251H171V253H170V255H172V257L170 256H168V258H167V256H165V255H167V254H165V255H162V256H165V261L163 260V258L161 259V260H163V262L161 263V262H159V263H161V264H163L164 262L166 263V264H181V258H180V253H181V250H183V249H177L176 248V246H175V244H174ZM237 241V240H236ZM262 241V240H261ZM53 242V241H52ZM51 242V243H52ZM71 242H72V240H71ZM136 242V241H135ZM153 242H154V240H153ZM155 242L157 243V239L155 240ZM181 242V241H180ZM190 242V241H189ZM202 242H200L199 244L198 243H194V245H195V247L197 248V249H199V250H204L203 249V244H202ZM216 242V241H215ZM231 242L232 243H234V244H237L238 243V241H237V243L236 242H234V240H232V238H231ZM3 243V242H2ZM6 243V242H5ZM10 243V242H9ZM12 243V242H11ZM10 243V244H11ZM31 243V242H30ZM29 243V244H30ZM44 243V242H43ZM74 243V242H73ZM176 243V242H175ZM188 243V242H187ZM213 243H214V241H213ZM260 243H264V242H260ZM12 244H14V243H12ZM33 244H35L34 242L33 243H31V245L33 246ZM141 244V243H140ZM183 244V243H182ZM193 244V243H192ZM248 244V243H247ZM252 244V243H251ZM5 245V244H4ZM3 245V246H4ZM79 245H82V244H79ZM112 245V244H111ZM114 245V244H113ZM130 245V244H129ZM135 245V244H134ZM142 245V244H141ZM179 245V244H178ZM186 245V244H185ZM188 245V244H187ZM187 245H186V247H187ZM191 245V244H190ZM229 245V244H228ZM233 245V244H232ZM256 245V244H255ZM254 245V246H255ZM257 245H259V244H257ZM263 245V244H262ZM262 245H261V247H262ZM9 246H11V245H9ZM8 246V247H9ZM31 246V247H32ZM65 246V245H64ZM133 246V245H132ZM143 246V245H142ZM248 246V245H247ZM253 246V245H252ZM81 247H83V246H81ZM164 247V246H163ZM163 247H161V248H163ZM191 247V246H190ZM220 247H221V245H220ZM235 247V246H234ZM249 247V246H248ZM251 247V246H250ZM260 247V248H261ZM4 248V247H3ZM62 248H63V246H62ZM61 248V249H62ZM66 248V247H65ZM134 248H137V245L136 246H134ZM222 248H224V246H222ZM239 248V247H238ZM241 248H242V246L240 247V250H241ZM254 251H256V248H253V247H251ZM259 248V249H260ZM11 249H15L16 250V248L14 247V248H11ZM42 249V248H41ZM60 249V250H61ZM132 249L133 248H126V247H122L121 249H119V250H121V251H119V252H117L116 253V257L113 259V260H108V261H104L103 260V262H100V264H123L124 262H125V260H128V259H126L129 255H130V251H132ZM138 249H140V248H138ZM141 249H142V247H141ZM188 249V248H187ZM196 249V250H197ZM236 249H237V247H236ZM259 249H258V252H259ZM68 250V249H67ZM115 250V249H114ZM157 250V249H156ZM161 250V249H160ZM194 250H195V248H194ZM222 250V249H221ZM226 250V249H225ZM232 250H235V248H232ZM262 250V249H261ZM260 250V251H261ZM264 250V249H263ZM46 251H48V250H46ZM136 251H138V250H136ZM140 251V250H139ZM152 251V250H151ZM219 251V252H218ZM228 251H229V249H228ZM5 252H8V251H5ZM114 252V251H113ZM113 252H111V254L108 256V257H110L111 255H112V253ZM144 250H143V253L142 254H144ZM163 252H164V249H163ZM185 252H187V251H185ZM191 252V251H190ZM195 252V251H194ZM199 252V251H198ZM227 252V251H226ZM249 252V251H248ZM19 253V252H18ZM64 253H65V251H64ZM77 253V252H76ZM75 253V254H76ZM146 254H147V252H145ZM148 253H149V251H148ZM152 253V252H151ZM154 253V252H153ZM152 253V254H153ZM162 253V252H161ZM160 253V254H161ZM187 253H189V252H187ZM225 253V252H224ZM260 253V252H259ZM264 253V252H263ZM1 254V253H0ZM65 254H67V253H65ZM74 254V255H75ZM103 254V253H102ZM136 254H137V252H136ZM163 254V253H162ZM197 254V253H196ZM219 254L220 255H222V258L220 259V260H218L217 258H218V256H219ZM90 255V254H89ZM141 255V254H140ZM187 255H189V254H187ZM228 255V256H227ZM4 256V255H3ZM55 256V255H54ZM91 256H92V254H91ZM131 256V255H130ZM139 256V255H138ZM149 256V254H147V257ZM157 256V255H156ZM236 256V255H235ZM264 256V255H263ZM78 257V256H77ZM105 257V256H104ZM136 257H137V255H136ZM141 257V256H140ZM143 257V256H142ZM145 257H146V255H145ZM152 257H153V255H152ZM152 257L150 258V259H152ZM158 257V256H157ZM156 257V258H157ZM221 257V256H220ZM246 257V256H245ZM253 256H252V254H250V256H249V258L251 259ZM262 257V256H261ZM35 258V257H34ZM148 258V259H149ZM154 258V257H153ZM159 258H160V255H159ZM159 258H158V260H159ZM189 258V257H188ZM234 258H236V257H234ZM263 258V257H262ZM36 259V258H35ZM105 259V258H104ZM117 259V260H116ZM133 259V258H132ZM149 259V260H150ZM214 259V260H213ZM5 260V259H4ZM138 260V259H137ZM157 260V261H158ZM11 261H13V260H11ZM132 261H135V260H132ZM141 261V260H140ZM187 258H185V260H184V263L186 264L187 263ZM251 261V260H250ZM250 261H248V264H252ZM35 262H37V260H35V261H32V263H31V261H30V263L29 264H36ZM130 262V261H129ZM139 262V261H138ZM154 262V261H153ZM152 262V263H153ZM264 262V261H263ZM4 263V262H3ZM37 263H39V262H37ZM126 263V262H125ZM132 263H134V262H132ZM137 263V262H136ZM141 263V262H140ZM158 263V264H159ZM164 263V264H165ZM232 264H235V259L233 260V262H231ZM231 263H229V264H231ZM256 263V262H255ZM128 264H131V262L130 263H128Z\"/></svg>", "mask_w": 264, "mask_h": 264}]
</instances>
